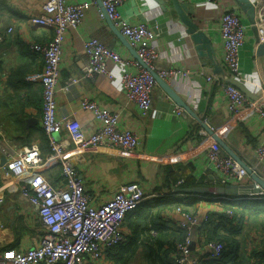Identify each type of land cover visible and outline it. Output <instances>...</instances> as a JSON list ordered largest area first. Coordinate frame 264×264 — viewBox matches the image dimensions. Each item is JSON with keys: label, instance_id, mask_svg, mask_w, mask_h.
Returning <instances> with one entry per match:
<instances>
[{"label": "crops", "instance_id": "1", "mask_svg": "<svg viewBox=\"0 0 264 264\" xmlns=\"http://www.w3.org/2000/svg\"><path fill=\"white\" fill-rule=\"evenodd\" d=\"M45 1L0 0V34L3 35L0 41V249L12 248L20 252L38 244L44 228L38 218L37 207L21 191L22 180L6 176L2 165L9 156L16 155L22 146L36 144L43 159L53 155L41 128L40 76L43 57L31 48L32 43H45L53 34L52 28L30 22L31 17L42 15ZM188 1L195 12L190 18L209 36L213 46L212 55L205 48L198 49L177 13L171 8L163 9L156 0H127L120 5L119 11L126 19L145 22L155 30L152 41L157 52L155 63L161 68L181 70V73L164 81L197 118L177 105L158 83L152 91V106L143 115L138 106L127 99L120 78L124 69L112 60L107 64L111 76L87 74L88 58L84 41L89 37L97 38L123 58H133L120 38L118 28L113 25L117 28L114 30L105 18L98 17V7L89 4L81 24L66 31L56 90L58 117L76 118L84 131L92 132L100 122L81 110L80 98L85 96L116 112L120 124L141 138L140 144L129 153L109 146L77 152L70 150L71 141L65 131L56 135L63 150L71 156L70 161L80 174L93 205L110 198L119 185L136 181L147 194L155 196L154 199L172 196L182 199V207L190 210L197 207L200 218L208 211L215 212L218 200L213 199V194L176 190L185 188L180 184L186 177L194 181L189 188L219 184L210 179L205 170V154L214 139L207 130H204L205 133L199 132L203 128L198 118L212 128L255 174L264 179V163L259 161L255 152L258 144H264V120L257 114H247L242 118L232 115L226 105V95L217 85V77H232L251 95L244 93L246 97L263 108L264 52L257 53L258 45L250 22L235 0ZM230 7L240 13L247 27L246 39L239 49V72L234 77L230 76L223 64L219 34V18ZM8 28L11 29L10 33H6ZM126 69L132 70L131 67ZM209 76L211 81L207 80ZM70 78L76 81L67 86ZM176 106L182 108L180 114L175 112ZM245 109L243 106L241 112ZM220 149L227 154L221 146ZM39 171L53 186H64L59 164L46 161ZM179 179H183V182L176 185ZM252 183L253 179L248 175L242 184L250 186ZM176 219L177 214L170 212L168 221L171 226L176 225ZM120 229L124 236L133 235L125 219ZM148 229L144 230L142 239H148ZM195 233L196 240L203 238L201 231L196 230ZM106 250L95 264H116ZM194 253H197L196 250ZM248 260V264H252L253 259ZM130 264H146V261L138 255Z\"/></svg>", "mask_w": 264, "mask_h": 264}, {"label": "built area", "instance_id": "2", "mask_svg": "<svg viewBox=\"0 0 264 264\" xmlns=\"http://www.w3.org/2000/svg\"><path fill=\"white\" fill-rule=\"evenodd\" d=\"M100 1L104 10L100 8L97 0L89 2L46 0L42 6V15L30 18L32 24L50 27L53 31L47 42L31 44L32 50L40 52L43 57L40 76L41 128L53 155L43 159L36 144L22 146L16 155L6 159L2 171L6 176L22 180L21 191L29 202L37 207L38 218L44 232L39 243L24 252L12 248L0 249V264H95L105 249L125 240L120 229L125 215L136 208L145 196L150 200L155 198L147 194L138 182L130 181L119 185L111 197L101 204H91L82 178L70 161L71 156L67 155L68 151L63 150L61 141L56 138L57 134L65 131L71 141L70 150L77 152L98 146H109L129 153L140 144V136L130 128L122 126L116 112L104 108L94 99L85 96L80 98L81 110L88 112L100 122L92 132L84 131L76 118L64 119L57 115L56 90L60 78L65 34L68 28H75L81 24L89 4L98 7L100 19H104V13L108 16L146 67L137 59L123 58L97 38L89 37L84 41L88 75L103 73L111 76L107 64L112 60L124 69L120 78L127 99L146 115L152 106V91L157 84L153 71L163 80L181 73L177 68H161L156 65L157 52L152 44L155 30L145 22L131 21L121 14L119 7L127 0ZM252 2L255 3L253 24L259 37L258 43H264V0H261L260 4L254 0ZM10 32L11 29L8 28L6 33ZM219 34L223 64L230 76L234 77L239 72V49L247 36V27L243 24L239 12L231 7L223 11L219 18ZM127 67H131L132 70L126 69ZM207 80L212 79L209 76ZM75 81L74 78L68 79L67 86ZM217 85L226 95V105L232 115L242 118L247 114H257L264 120V109L261 104L248 99L237 86L225 78L218 77ZM243 106L246 109L241 112ZM175 112L180 114L182 108L176 106ZM199 132L205 133L204 129ZM255 152L259 161L264 163V144H258ZM205 157L207 159L205 170L215 174L220 185L244 184L248 177L245 168L233 157L224 154L216 141H211ZM46 161L61 166L64 186H53L39 171V167ZM182 182L183 179H179L176 185ZM245 196L251 199L264 197V191ZM239 198L240 195L213 197L218 202L220 199L230 201ZM174 212L178 216L176 225L184 232L182 239L176 244L174 264H199L196 255L205 254L207 258H217L221 255L223 249L221 242L207 241L201 245V238L196 240V228L200 221L206 219V215L200 218L199 214L184 211L181 205H176ZM228 213L231 214L230 211ZM195 250L197 253H194Z\"/></svg>", "mask_w": 264, "mask_h": 264}, {"label": "trees", "instance_id": "3", "mask_svg": "<svg viewBox=\"0 0 264 264\" xmlns=\"http://www.w3.org/2000/svg\"><path fill=\"white\" fill-rule=\"evenodd\" d=\"M193 183V178L186 177L180 185L189 187ZM240 197L230 201L220 199L217 210L208 211L205 214L206 219L200 221L196 230L203 233L201 245L207 241H218L222 243L223 249L217 258H207L205 254L196 255L199 264H248V259H253L252 264H264V237L260 241H253L254 234H264V197ZM181 200L172 196L150 200L145 196L140 204L124 217L133 235H125L124 239L128 237L126 241L108 248L106 253L116 264H130L138 255L145 259L146 264H174L176 244L182 239L184 232L177 225L171 226L168 219L176 205L183 204ZM182 209L197 215L200 211L197 207L192 210L185 207ZM250 223L263 229L252 232L251 235ZM145 229L149 230L147 240L142 239ZM250 235L252 243L249 241Z\"/></svg>", "mask_w": 264, "mask_h": 264}, {"label": "water", "instance_id": "4", "mask_svg": "<svg viewBox=\"0 0 264 264\" xmlns=\"http://www.w3.org/2000/svg\"><path fill=\"white\" fill-rule=\"evenodd\" d=\"M100 8L102 10L103 7L101 5V1L97 0ZM163 9L171 8L174 10L175 13L179 16L180 20L186 25V32L189 34L190 38L194 43L197 44L198 49L205 48L207 49V52L209 55L213 54V46L210 42L209 36L202 30V28L199 27V25L190 18L191 14H194L193 5L189 3L188 0H156ZM237 2V5L240 7V9L246 14L249 22L251 30L256 38L257 42V53H263L264 52V43H258V34L256 27L254 26V17H255V7L254 2L251 0H235ZM104 18L107 20L110 25L114 28V30H117L115 28L113 22L108 18V16L104 13ZM114 25V26H113ZM118 32V31H117ZM120 35V38L126 44L128 47L131 55L133 58L137 59L144 67L146 65L143 63V61L139 58L137 55L135 49L131 47L126 40V38L118 32ZM154 78L156 79L157 83L162 87V89L175 101V103L183 108L186 109V111L190 114H192L195 118L197 116L188 108V106L182 101V99L174 92V90L163 80L161 79L154 71H153ZM224 78V77H223ZM225 80H228L230 83L237 86L243 93H245L248 96H251L244 86L236 79L232 77H227ZM264 108V104H263ZM198 123L202 126L204 130H207L209 134L212 136V138L218 143L219 146H221L224 151L229 154L233 159H235L242 167L245 168L246 172L250 177L253 179V183L250 186H244V185H238V184H225V185H219L215 184L213 186H197L193 188L185 187V188H177V191H185V192H194L198 194H213V195H230V196H237V195H249V194H259L262 191H264V179L255 174L251 170V168L246 165L239 157L238 155L231 150L225 142H223L214 132L213 130L204 122H202L201 118H198ZM207 172V171H206ZM208 177L212 179L215 182L217 181V177L215 174L207 173Z\"/></svg>", "mask_w": 264, "mask_h": 264}, {"label": "rangeland", "instance_id": "5", "mask_svg": "<svg viewBox=\"0 0 264 264\" xmlns=\"http://www.w3.org/2000/svg\"><path fill=\"white\" fill-rule=\"evenodd\" d=\"M252 227V228H251ZM249 228H251L250 229V234L252 235V232H254V233H256V232H258V231H260V229H263L261 226H255L254 224H249ZM247 229V228H246ZM251 235H250V237H251ZM253 236H255L254 237V240L253 241H259V240H261L262 239V237H264V234L262 233V236H260V235H258V234H254ZM257 236V237H256ZM249 241H251V243H252V237H251V239L249 240ZM250 243V244H251Z\"/></svg>", "mask_w": 264, "mask_h": 264}]
</instances>
